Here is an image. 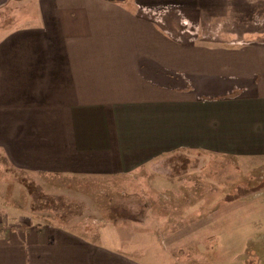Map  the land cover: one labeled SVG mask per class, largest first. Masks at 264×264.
Wrapping results in <instances>:
<instances>
[{
  "label": "crops",
  "instance_id": "0c3cea01",
  "mask_svg": "<svg viewBox=\"0 0 264 264\" xmlns=\"http://www.w3.org/2000/svg\"><path fill=\"white\" fill-rule=\"evenodd\" d=\"M12 6L17 15L0 31V153L9 167L120 176L195 153L264 157V43H180L138 11L168 6L237 28L264 16V0H0V10ZM241 205L171 229L167 251L186 262L156 264H212L205 253L225 242L223 232L254 229ZM2 209L11 225L23 217ZM32 220L0 225V264H149L147 241L111 231L92 240Z\"/></svg>",
  "mask_w": 264,
  "mask_h": 264
},
{
  "label": "rangeland",
  "instance_id": "374dc122",
  "mask_svg": "<svg viewBox=\"0 0 264 264\" xmlns=\"http://www.w3.org/2000/svg\"><path fill=\"white\" fill-rule=\"evenodd\" d=\"M138 11L164 21L157 24L180 43L223 48L264 43V16H255L247 27L238 25L239 31L228 19L203 17L197 22L198 17L191 20L182 10L168 6ZM16 15L13 6L0 10V31ZM169 16L173 22L168 21ZM187 161L171 157L154 173L71 176L18 171L9 167L0 153V198L6 199H0V225L19 229L33 219L92 240H103L111 231L124 241H147L146 263L170 259L185 263V258H171L167 251L170 230L241 201L238 208L246 212L254 229L242 237L226 230L225 242L205 253L204 259L212 264H264V157L207 152L190 154ZM168 173L174 179L167 181L169 184L165 179ZM4 206L23 216L19 223L10 224L13 215L2 209Z\"/></svg>",
  "mask_w": 264,
  "mask_h": 264
},
{
  "label": "built area",
  "instance_id": "2783aa9c",
  "mask_svg": "<svg viewBox=\"0 0 264 264\" xmlns=\"http://www.w3.org/2000/svg\"><path fill=\"white\" fill-rule=\"evenodd\" d=\"M157 22H159V23H162V20H156Z\"/></svg>",
  "mask_w": 264,
  "mask_h": 264
},
{
  "label": "trees",
  "instance_id": "16d2710c",
  "mask_svg": "<svg viewBox=\"0 0 264 264\" xmlns=\"http://www.w3.org/2000/svg\"><path fill=\"white\" fill-rule=\"evenodd\" d=\"M162 24H164V22H163ZM162 24H161V25H162ZM1 229H2V227L0 226V231H1Z\"/></svg>",
  "mask_w": 264,
  "mask_h": 264
}]
</instances>
